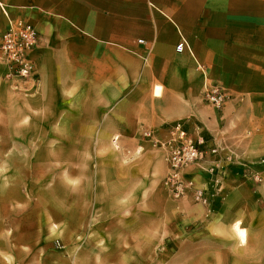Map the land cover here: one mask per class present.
<instances>
[{
	"label": "crops",
	"instance_id": "obj_1",
	"mask_svg": "<svg viewBox=\"0 0 264 264\" xmlns=\"http://www.w3.org/2000/svg\"><path fill=\"white\" fill-rule=\"evenodd\" d=\"M8 15L39 42L33 78L0 61V136L100 137V264H264V0H0V33ZM177 121L222 149L185 170L209 205L170 197L142 136Z\"/></svg>",
	"mask_w": 264,
	"mask_h": 264
},
{
	"label": "rangeland",
	"instance_id": "obj_2",
	"mask_svg": "<svg viewBox=\"0 0 264 264\" xmlns=\"http://www.w3.org/2000/svg\"><path fill=\"white\" fill-rule=\"evenodd\" d=\"M1 149L0 264H100V137L0 136Z\"/></svg>",
	"mask_w": 264,
	"mask_h": 264
},
{
	"label": "built area",
	"instance_id": "obj_3",
	"mask_svg": "<svg viewBox=\"0 0 264 264\" xmlns=\"http://www.w3.org/2000/svg\"><path fill=\"white\" fill-rule=\"evenodd\" d=\"M38 42L39 32L32 23L24 18L7 16V24L0 33V61L6 66L8 77L27 79L35 76L31 53ZM183 45L184 41L178 43L177 50H181ZM228 98V93L220 85L213 83L206 86L204 99L212 106L220 108ZM142 136L150 140L154 147L162 150L167 164L162 186L170 197H190L196 203L209 205L214 193L186 178L185 170L201 163L208 154H217L222 149L218 146L204 147L205 140L193 138L184 123L179 121L167 126L162 136L148 129L142 132ZM261 163H264V160ZM207 170L211 174L217 173L214 166ZM252 175L254 179H260L256 173Z\"/></svg>",
	"mask_w": 264,
	"mask_h": 264
},
{
	"label": "bare ground",
	"instance_id": "obj_4",
	"mask_svg": "<svg viewBox=\"0 0 264 264\" xmlns=\"http://www.w3.org/2000/svg\"><path fill=\"white\" fill-rule=\"evenodd\" d=\"M240 231V230H239ZM242 234V233H241Z\"/></svg>",
	"mask_w": 264,
	"mask_h": 264
}]
</instances>
